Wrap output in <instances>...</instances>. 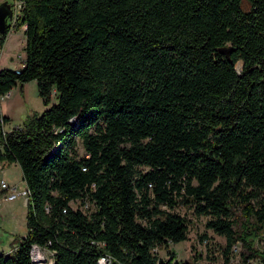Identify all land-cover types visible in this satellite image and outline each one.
Segmentation results:
<instances>
[{
    "label": "trees",
    "instance_id": "obj_1",
    "mask_svg": "<svg viewBox=\"0 0 264 264\" xmlns=\"http://www.w3.org/2000/svg\"><path fill=\"white\" fill-rule=\"evenodd\" d=\"M22 2L0 44L25 25V61L0 67V95L36 79L50 106L7 129L0 105V161L30 190L0 264H35L34 245L52 264H230L237 242L264 264V0ZM181 203L226 237L223 262L170 249Z\"/></svg>",
    "mask_w": 264,
    "mask_h": 264
},
{
    "label": "rangeland",
    "instance_id": "obj_2",
    "mask_svg": "<svg viewBox=\"0 0 264 264\" xmlns=\"http://www.w3.org/2000/svg\"><path fill=\"white\" fill-rule=\"evenodd\" d=\"M21 29L12 33V37L6 45L0 44V64L10 65L19 62L23 55L24 50V38ZM9 35V36H11ZM14 55L15 59L11 58ZM241 62V61H240ZM240 66L237 65V67ZM240 69V67H238ZM11 95L5 94L2 96V102L6 112L10 115V120L6 123L7 129L13 128L20 124H24L28 117L34 113H41L45 108L49 107L44 103V98L40 94L39 86L36 79H31L23 83L13 86ZM57 98H54V102ZM79 153L83 154L85 149L82 145V141L79 140ZM0 174H2L0 172ZM6 178L9 181L17 183L22 187V191L26 188V181L23 178V173L20 166H11L8 170V176ZM25 203H27L24 196ZM23 197L18 196L14 200H2L0 202V253L3 251H12L15 246L19 244L22 238L27 233V212L28 205L23 202ZM80 201L73 202L74 206H78ZM14 210V213L12 212ZM189 218V231L188 237L185 240L179 242H170V249L176 251L178 258L191 259L199 253V261L202 262H214L221 263L224 261L223 250L226 244V237L213 228L207 226V221L210 218L208 214H197L193 205L178 204L173 209ZM234 216L237 220L241 219V207L236 206L234 208ZM238 226V225H237ZM11 228H14L15 242L10 245L6 240L7 236L13 235ZM261 245L264 247V240ZM241 242H237L231 253L230 264H244L241 259ZM44 257L42 258L43 264H52L53 252L48 248H41ZM155 251L160 255L167 257V248L163 245L155 248ZM34 258V255H33ZM35 259V258H34ZM36 264V262H35ZM250 264H256L252 261Z\"/></svg>",
    "mask_w": 264,
    "mask_h": 264
},
{
    "label": "built area",
    "instance_id": "obj_3",
    "mask_svg": "<svg viewBox=\"0 0 264 264\" xmlns=\"http://www.w3.org/2000/svg\"><path fill=\"white\" fill-rule=\"evenodd\" d=\"M12 7H13V16L12 18L9 20V23L14 24L17 19L19 18L21 11H22V7H23V2L22 0H15L12 3ZM21 65H23L24 61H25V56H23L21 59L19 58ZM20 65V66H21ZM18 66V67H20ZM0 189L2 191V198L6 199V200H14L16 199L18 196H22L24 199V194L22 191V187H20L17 183H11L9 181H7L5 178L0 177ZM25 201V199H24ZM38 247L41 249L40 246L38 245H34L33 250ZM108 259L106 256H102L100 258V261L102 264H106L108 262Z\"/></svg>",
    "mask_w": 264,
    "mask_h": 264
},
{
    "label": "crops",
    "instance_id": "obj_4",
    "mask_svg": "<svg viewBox=\"0 0 264 264\" xmlns=\"http://www.w3.org/2000/svg\"><path fill=\"white\" fill-rule=\"evenodd\" d=\"M2 1H4V0H0V2H2ZM7 1H9L11 4L15 1V0H7ZM25 25H22L19 29H12L9 33H8V36H7V38H6V41H5V43L3 44V45H6L7 43H8V41H9V38L10 37H12V33H14V32H16V31H18V30H20L21 29V33H23V38H24V43H25V40H26V38H25ZM9 35H11V36H9ZM23 56H25V55H23ZM11 58L14 60L15 59V57H14V55H11ZM19 60V59H18ZM21 65V62H20V60H19V62L18 63H16V64H14L13 66H10V65H1L0 64V67H12V68H16V67H18V66H20ZM23 85H21V87H22ZM12 91H13V89H11L8 93H6V94H8V95H11L12 94ZM3 95H5V94H2V95H0V105H1V111H2V113L3 114H5V115H7V116H9L10 117V115L6 112V110H5V107H4V105H3V102H2V96ZM20 166L19 165V163L18 162H12V163H3V162H1L0 161V172L2 173V174H0V177H3V178H5L7 181H9L7 178H6V176H8V170L10 169V167L11 166ZM22 170V169H21ZM9 182H11V183H15V182H13V181H9ZM2 191H1V189H0V202L2 201V200H5V201H7L6 199H3L2 198ZM23 202L25 203V201L23 200ZM25 204H27V203H25ZM12 212L14 213V210H12ZM10 231H12V233H13V235L11 236V234H9L8 236H7V238H6V240H3V241H9L10 242V245L11 244H13L14 243V241L16 240L15 239V236H14V234H15V232H14V228H11V230Z\"/></svg>",
    "mask_w": 264,
    "mask_h": 264
},
{
    "label": "water",
    "instance_id": "obj_5",
    "mask_svg": "<svg viewBox=\"0 0 264 264\" xmlns=\"http://www.w3.org/2000/svg\"><path fill=\"white\" fill-rule=\"evenodd\" d=\"M12 16H13L12 4L7 0L0 2V33H4L7 30L9 26V20L12 18ZM110 264H121V263L114 260Z\"/></svg>",
    "mask_w": 264,
    "mask_h": 264
},
{
    "label": "bare ground",
    "instance_id": "obj_6",
    "mask_svg": "<svg viewBox=\"0 0 264 264\" xmlns=\"http://www.w3.org/2000/svg\"><path fill=\"white\" fill-rule=\"evenodd\" d=\"M23 194L26 197L27 203L29 201V196H30V190L28 188H25V190H23ZM33 255H34V261L36 262V264H43V260L42 258L44 257L43 252L41 251L40 248L36 247L33 250ZM101 263V261H99ZM102 264V263H101Z\"/></svg>",
    "mask_w": 264,
    "mask_h": 264
}]
</instances>
